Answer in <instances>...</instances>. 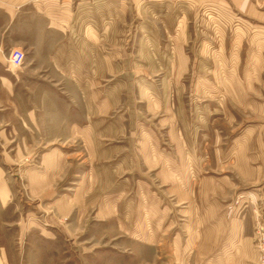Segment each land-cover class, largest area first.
Masks as SVG:
<instances>
[{
	"label": "crops",
	"instance_id": "crops-1",
	"mask_svg": "<svg viewBox=\"0 0 264 264\" xmlns=\"http://www.w3.org/2000/svg\"><path fill=\"white\" fill-rule=\"evenodd\" d=\"M119 2L0 0V206L4 207L12 196L3 166L16 165L25 159L23 150L26 149L18 141L10 140L9 135L26 128L38 133H122L119 121L122 68L128 66L126 79L132 77L130 72L137 68L144 70L138 74L146 75L148 86H160L156 91H146V99L142 101H145L144 107L151 120L148 132L152 138L148 147L155 152L154 156L145 158L146 165L159 170V180L165 190L146 188L138 195V202L134 199V206L128 209L130 238L136 240L138 234L144 238L145 246L153 250L154 263L258 264L256 219L259 214L264 215V143L261 137L264 128L262 125L247 127L241 135L227 141L228 129L218 125L219 117L214 113L216 110L213 112L210 108L212 105L209 107V99L203 93L188 98L179 89L185 86V78L191 72L208 75L215 69L217 51L207 49L209 42L206 41L188 48L191 41L202 35L201 25L194 23L196 36L191 40L189 23L198 18L203 20L204 14L193 11L190 15L181 7L191 3L198 5L199 10L218 7L226 14L230 7L254 14L264 23V13H256L258 2L264 3V0L256 3L254 0H130L142 6L140 12L150 17L151 26L149 33H135L130 37L121 35L120 9L106 13V4L119 7ZM175 7L176 13H170ZM207 16L212 18L211 14ZM190 17L194 19L190 21ZM28 39L30 42H26ZM27 45L29 47L25 48ZM22 46L44 63L40 67L49 73L45 74L48 78L44 83L31 86L25 82L40 69L33 64L20 68L15 77L4 68L2 51L11 49L12 52ZM247 61L239 76L223 81L225 99L256 109L258 116L264 117V35H259L247 51ZM153 70L162 76H151ZM141 80L143 78L135 82L140 84ZM197 81V85L206 87L212 83L202 77ZM128 82L133 86L134 82ZM173 87L177 88V94L172 105L170 91ZM52 95L65 104L53 109ZM26 102L36 104L26 109ZM77 108L81 111L80 124L71 120V111ZM235 117L233 111L224 109V120L230 128ZM52 118L58 119L56 124L60 129H45L48 119ZM125 132L133 135L135 129L129 123ZM159 134L164 135L166 141L162 136L159 138ZM7 141L10 142L8 146ZM101 143L99 140L86 142V149H92L90 162H86L92 168L68 196L69 208L76 205L77 199L118 196L114 192L99 193L94 183L90 186L88 182L90 176L94 182L100 180V166L110 167L107 179L111 183L116 181L118 170L114 168L115 163L110 164L114 159L106 156L99 160L101 152L111 149L102 148ZM131 147L137 149L136 144L131 146L130 142V152ZM236 150L239 156L233 160L230 156ZM189 151L217 152L220 163L225 160L240 167V179L207 175L198 183L191 182L188 177H182L177 168L186 164L185 155ZM10 152L15 153L10 155ZM64 156L56 151L48 152L40 159V165L49 173H57L69 159ZM136 156L132 153L128 157L129 172L137 169ZM45 174L46 171L28 174L29 182L33 183L32 191L41 190L35 183L47 186V182H52L53 178ZM119 212L113 201L112 205L100 208L96 218L101 221L114 219ZM3 257L0 249V261Z\"/></svg>",
	"mask_w": 264,
	"mask_h": 264
},
{
	"label": "rangeland",
	"instance_id": "rangeland-1",
	"mask_svg": "<svg viewBox=\"0 0 264 264\" xmlns=\"http://www.w3.org/2000/svg\"><path fill=\"white\" fill-rule=\"evenodd\" d=\"M256 2L257 0H254V3ZM119 3H121L119 7L106 4V13H113V11L120 9L121 35L130 37L135 33L150 32V17L146 13L140 12L141 5H135L130 0H120ZM181 8H184L190 15L193 11H197L201 15L204 14L203 20L200 21L198 18L196 22L189 23L192 27L190 28L191 40V37L195 38L196 36L193 29L194 23L199 22L202 35L191 41L188 48L191 49L195 45L198 47L199 44L206 41L209 42L207 49L217 51L214 55L215 69L211 70L208 75L194 74L193 72L188 74L184 81L185 86H181L179 89L180 93L188 98L196 93H203L209 99V107L212 105L210 108L213 112L216 110L214 113L219 117L217 120L218 125L228 129L227 141L241 135V131L243 132L247 127L262 125L264 128V117L258 116L256 109L242 107L239 102L237 103L230 98L226 102L225 82H223L235 75L239 76L241 69H244L248 62L247 51L256 43L259 35H264V23L258 20L254 14H246L230 7H228L230 12L226 11L229 14L218 7L212 10L209 7H206L209 10H199L198 5L192 3ZM175 9L176 7L170 13H176ZM256 9L258 10L256 13H264V3L258 2ZM210 14L212 18L209 19L207 15ZM193 19L194 17H190V21ZM26 42H30V40L28 39ZM27 47L29 45L25 48ZM20 49L26 55L23 67L33 64V67L39 68L40 65L44 64L37 59L38 55L26 52L23 46ZM192 50L194 51L193 48ZM10 54L11 49H4L1 57L5 56V61L3 60L4 68L8 69L15 77L20 69L9 67L8 58ZM249 61H251L250 58ZM127 69L128 66L122 68L121 80L122 104L119 111V121L122 133L102 135L83 134L80 131L73 133H38L26 128L25 131L18 134L9 135L10 140L18 141L22 148L26 150H23L24 160L16 165L9 163L3 166L7 173V185L12 192V196L5 202L6 204H3L4 207L0 206V249L4 253L0 264H160L152 262L153 250L151 247L145 246L142 236L138 234L136 240L130 238L128 219L129 206H134L135 198L137 202L139 201L138 195H140V192L146 188L165 190L159 180V170L152 165H146L145 158L154 156L155 152L148 147V142L152 138L148 132L151 120L149 119L150 114L148 116V112L144 107L145 101H142L146 99V91H156L160 89V86H148L146 75L138 74V71L144 70H138L137 68L130 72L132 77L129 79L131 80L124 78L129 73ZM46 72L40 67V69L34 71L33 76H28L25 82L30 83L31 86L36 85L37 82L44 83V81H47L44 79L48 78L45 74H49ZM150 74L155 78L162 76L156 70H153ZM201 77L210 79L211 86L197 85V79ZM140 78H143L139 81L140 84L135 82ZM128 81L130 83L134 82L133 86L132 84L129 86ZM229 85L231 87V84ZM176 94L177 88L173 87L170 91L172 105ZM35 104L26 102V109L30 108L29 105ZM50 104L53 109H56L62 107L65 103L56 100L53 96ZM247 105L250 106V104ZM226 107L233 111L236 116L231 128L224 120V109ZM80 112L79 108L71 111V120L74 124H80ZM48 121L49 123L45 124V126L47 125L45 129H60L59 124H56L58 119L52 118ZM129 123L135 129L133 135L125 132V127H128ZM161 136L162 140L166 141L167 138H164V135H158L159 138ZM261 137L264 143V132ZM51 140L52 144H49ZM96 140L102 142V148L111 147L110 150L100 153L99 160L106 159V156L113 158L114 161H111L110 164L115 163V166H111H114L118 173L115 176L116 181L111 183L107 179L110 178L108 176L110 167L100 166L98 169L101 175L100 180L94 182V179L90 176L88 182L90 186L94 183L99 193L111 194L114 192L118 196L114 198L91 197L83 200L77 199L76 205L69 208L67 206L69 203L68 196L72 195L75 187H78L81 177H86L88 171L92 168L86 162L87 160L90 162L89 158H91L90 154L92 152V149H86V142H95ZM15 141L12 143L14 144ZM130 142L131 146L134 143L137 146L136 150L131 147V152L129 149ZM9 143V141L5 142L7 146ZM52 151L64 154L66 159L69 158L58 169L57 173H52V171L49 173L45 166L40 165V159L46 153ZM189 152L185 155L186 164L177 168L180 170L181 176L188 177L191 182L198 183L201 178L207 175L216 177L228 175L231 176L230 179L237 180V177L240 179V167L234 164L230 165L229 161L225 160L220 163V160L217 159V152ZM11 153L15 152H10V155ZM132 153L137 155V169L136 171L132 170L131 159L132 171L129 172L128 157ZM236 156H239L237 150L230 157L235 160ZM45 171L46 177L53 178L52 182H47V186L42 183H35L36 186L39 185L41 190L38 192L32 191L31 185L33 183L29 182L30 176L28 174L37 172L44 174ZM129 199L132 201L129 202ZM113 201L120 209L119 214L114 219L97 220L96 212L102 207L112 205ZM133 237H135L134 234Z\"/></svg>",
	"mask_w": 264,
	"mask_h": 264
},
{
	"label": "built area",
	"instance_id": "built-area-1",
	"mask_svg": "<svg viewBox=\"0 0 264 264\" xmlns=\"http://www.w3.org/2000/svg\"><path fill=\"white\" fill-rule=\"evenodd\" d=\"M26 60L25 52L22 49H15L8 58V65L13 69L23 67ZM256 250L259 253L258 264H264V215L259 214L256 219Z\"/></svg>",
	"mask_w": 264,
	"mask_h": 264
}]
</instances>
